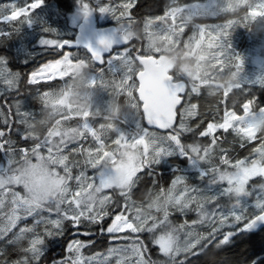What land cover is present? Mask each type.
Returning a JSON list of instances; mask_svg holds the SVG:
<instances>
[{
    "label": "snow or ice",
    "instance_id": "obj_1",
    "mask_svg": "<svg viewBox=\"0 0 264 264\" xmlns=\"http://www.w3.org/2000/svg\"><path fill=\"white\" fill-rule=\"evenodd\" d=\"M42 4L43 0H25L23 5L13 4L10 10H0V24H8L17 33H20L22 26L26 25L28 27L33 23V13ZM134 6L135 0H125L117 8L100 4L93 6L87 0H79L81 15L85 22L90 14L94 12L100 14L111 12L118 22L125 19L131 22L134 17L130 10ZM222 7L224 6L219 4V0H196L195 3L191 4L181 3V0H169L163 14L148 18L145 27L153 22L156 23L157 27H160L161 24L164 25L167 29L166 31L161 29L164 39L169 40L177 47H190L193 43L201 46L206 42L210 49H217L213 56L217 58V63L222 67L225 63L224 49L229 47L227 36L231 21L223 25H199L198 31L193 30L187 39L183 38L186 28L180 27V38L177 39L175 36L178 17L183 20L185 17L191 19L202 14H214L218 8ZM116 12H119V16H116ZM248 14H264V0H257L255 8H250ZM169 20H171V24H169ZM42 31L53 33L51 29L47 28H43ZM124 32H126V26L121 22L119 28L99 34L95 44L91 42L81 43L79 39L74 41L52 40L42 36L36 46L45 49H60L58 53L60 58L48 61L38 70L33 71L27 77V84L40 85L42 82L56 79L66 83L67 79H65L64 73L69 68L86 66L90 73V85L95 88L97 82L100 81V87L105 88V69L104 67H97V65L106 64L109 72L113 74L122 73L119 82H114L113 88L121 94L127 93L131 96H133V90L135 89L138 91L140 98L139 102L132 105V107L137 110L138 114L141 106L144 111H148L149 106L157 101L155 94L157 86L143 79L139 71H136L132 65L137 64V61L141 62L149 59V56L146 54L143 44L137 47L133 43L134 41L128 40L126 37L121 39V34ZM3 36H11V33L0 31V37ZM21 45L22 47L17 50L18 52L24 49L23 40ZM120 45H126L127 47H124L122 52H113L114 46ZM73 48L84 49L85 52L83 54L73 52L71 51ZM106 53L110 54L107 59H105ZM233 57L239 70L243 64L242 58L233 53L228 59ZM151 59L155 61L159 59V56L153 55ZM24 62L27 63V60ZM136 80L139 81L138 86L135 83ZM241 80L242 82L237 85L238 90L233 93L235 100L232 101V108H228L227 97L229 93L226 92L225 99L222 101L225 106L222 120L208 122L206 128L199 132L185 122V116H200L198 103L193 102V98L200 95L198 86L193 85L189 89L183 78H178L172 72H168L161 87V92H167L168 99L173 101L175 107L172 109L170 121L161 118V121L155 125L157 128L169 130L166 134L149 133L147 129L142 127L141 122L136 124L135 132L130 126L124 129L114 125H100V131H98L90 123L88 113L82 116L77 115L69 108L68 112L62 113L60 120L56 121V126L47 130L44 137L35 138L36 143L31 149L33 157L38 156L41 159L47 157L51 160L52 167L49 169V174L54 173L58 182L63 185L60 198L49 201L47 204L41 203L29 194L31 189L22 177L10 173V169L18 166L22 159L29 158L30 154L24 148H21L17 153L14 147L16 141L11 135V125L7 128V134L4 129H0V152L4 153L8 165V167L0 165V219L5 221L4 226L0 227V240H4L13 229L17 228L19 222L26 221L29 217L33 220L31 226L25 224L23 227H19L18 232H13L12 237L7 239V244L10 245L12 238L17 237V235L25 236L26 243L21 250L23 256L15 261H8L5 259V251L0 249V264H41L48 248L47 240L60 242L59 238L66 236L68 228L65 221L75 230L74 238L66 243V255L59 259H53L51 264H112L111 258L114 256L116 257L115 264H193L192 257L209 256L210 254L215 256L218 251L223 249L224 245L232 244L234 238L245 234L250 236L254 233V226L264 223V179L258 184L253 183L249 191L240 180L239 174L236 177H229L227 180L221 177L223 182L221 190L216 192L212 199L219 201L227 194L230 202L228 205H220L218 208L209 210L206 205L202 204L197 212L199 219L191 222L187 219L186 211V209H190L191 201L197 198L195 193L200 190L199 186L188 182V174L195 171L197 179L203 182L209 178L210 171L208 168L199 165L193 158V154L199 155L201 152L207 154L210 147L217 146L218 141L223 139L215 135L218 130H222L224 133L231 132L243 138L247 135V130L250 127L247 121L264 118V101L257 103V99L242 98V93L246 91L245 85L255 83L251 78L245 79L243 76ZM129 81H132V83L129 84ZM20 82V74L11 72L7 58L0 57V86H2L0 95H3L4 91L19 92ZM260 83L264 85V79L260 80ZM52 91V88L49 90L37 89V94L39 98L43 99L49 97ZM140 102H142V105ZM20 103V101H16V111L23 118L16 121V123L25 125L34 120L36 114L30 111H21ZM237 108L242 110V114L237 111ZM177 117H179V120H177ZM71 119H78L82 123L76 127L62 126L61 121ZM234 121L239 122V127ZM149 124L151 125V122ZM199 127L200 125L197 124L196 128ZM15 131L25 141L34 139L29 133L21 132L19 128H16ZM108 131L117 133V137L112 140V144L118 146L116 149L109 148L105 139ZM188 133L193 137H211V144L205 145L195 139L191 143H186L182 137ZM86 134H90L94 138L95 146L85 147L83 144H79L78 148H73L71 151L85 156V165L94 171L92 176H88L84 170L75 176L79 187L73 192L68 184V181L73 179L70 157L64 154V151L70 143L86 140ZM258 139V136L250 137L249 143ZM128 147L143 149L147 161L146 166H143L145 164L144 160L140 161L139 173L125 186L127 191L122 190L119 193L106 192L105 190L109 189L108 185L115 171L118 170V166L119 168L130 167L133 171L136 169V162L133 157L126 152L121 153L119 151L120 148ZM241 147H246V145L241 143ZM44 149H47V156L43 154ZM221 151L223 153L222 158L229 167L247 166L248 158L234 160L226 149H221ZM10 152L13 158H10ZM124 156H128V159H124ZM106 157L108 159H105ZM174 157L181 162L187 161L189 167L181 168L179 163L170 165L169 161ZM153 165H169L170 170L174 173L171 186L183 183L185 192L181 195L188 192L193 193L191 200L183 204L178 210L185 217L183 222H178L172 218L176 211L166 212L163 216H157L150 220L132 215L129 208V199L135 193L131 185L142 177L140 173H145L147 170V174L151 175ZM260 167L264 168V162H261ZM177 172L182 174L177 175ZM234 182L240 186L233 187ZM18 188H22L23 191L17 190ZM257 189H259L258 192ZM160 190L163 191L164 189L161 188ZM233 192L237 193V200L234 203L231 202ZM253 192H256V196L255 202L252 204H249L246 199L240 198L241 193L244 196H251ZM6 193L11 195L10 204H6ZM97 200H99V209L97 208ZM179 203V198H177V204ZM42 212H47L49 215L45 217L41 215ZM53 215L55 218H52ZM208 216H211L214 220L218 217L219 225L212 228L210 235H201L198 239L191 240L184 250L185 254L181 255L180 249L175 244L174 233L180 229H188L187 234L191 236V226ZM106 217L111 219L106 232L112 242L107 255L96 253L92 256H85L83 249L94 247L96 244V233L89 225L98 223L102 225ZM85 221L88 223L86 224ZM41 224L45 225L43 234L37 231ZM225 227L227 230H224ZM103 232L104 228L101 226L100 233L103 234ZM82 236L89 237V239H80ZM120 248L132 249L134 252L133 257L130 259L119 257L117 249ZM212 249H216L217 252H212ZM153 252L157 255L153 256ZM208 264H220V262L212 259L209 260ZM251 264H264V260H253Z\"/></svg>",
    "mask_w": 264,
    "mask_h": 264
},
{
    "label": "trees",
    "instance_id": "obj_2",
    "mask_svg": "<svg viewBox=\"0 0 264 264\" xmlns=\"http://www.w3.org/2000/svg\"><path fill=\"white\" fill-rule=\"evenodd\" d=\"M87 2H89L93 6L100 4V5H110L113 8H117L121 3L125 2V0H87ZM195 2L196 0H181V3L191 4ZM24 3L25 0H0V10H4V9L10 10L13 4L23 5ZM168 3L169 0H135V6L130 10V12L134 17V20H132L131 22H129L127 19L121 21L126 26V32L122 34L126 35V38L128 40L134 41L133 43H135L137 47H140L143 44L146 54L149 57L153 55H158L159 59L162 56L169 58L170 62L173 63V66L170 70H168V72L174 73L178 78L182 77L189 89H191L193 85L198 86L200 95L199 97H194L193 102L198 103L200 116L197 117L185 116V122L190 124L197 132H199L206 128L208 122H212L214 120H222L223 112L225 110V106L222 103V101H224L225 99V96L223 95L222 90L209 85H200V83L203 81H209L227 86L228 84H240L242 82L241 80L242 76L238 78V81L236 82L234 81L233 73H234L236 61L234 62V57L232 59H228V57H231L233 53L240 56L242 54L241 52L243 51L246 45H247V50L250 52L251 55L257 53V45L259 43H261V47L263 50L264 16L262 15L255 19H252L251 16L248 14V10L250 8H255L257 4V0H238L231 3L229 10L224 12L221 10V14H218V16L216 17H212V18L207 17V19L206 17H200V16H198L199 18L198 17H193L191 19L185 18L186 22L183 27L186 28V33L183 37L184 39H187L188 36L191 35V32L193 30L198 31L199 25L202 24L223 25L226 24L228 21H231V24L229 25L230 30L227 36L229 47H226L224 49L225 55L227 56V61H225V63L221 67L218 63H212L211 61H209L210 62L209 64L203 63L204 58H202L203 54L200 52L201 49L199 47L197 48H199L200 50H198L197 54H195L194 51V47L196 46L195 43H193L190 47H185V46L177 47L176 45L172 44L169 40L164 39V34L161 30V29H164L165 31L167 30L164 25L161 24L160 27H157L156 23L153 22L148 27H145L146 20L150 17L162 15L165 6ZM78 12H81L79 7V0H43L42 6L37 8L33 13V23L31 24L32 25L31 30H28L26 28V25L22 26V31L20 34L21 35L29 34L32 31L36 30L38 26L41 27L42 29L47 28L51 30L55 27L57 28L62 27V22L65 18L68 17V15ZM116 16H119V12H116ZM94 19L100 21L99 22L100 25H98L97 27L115 26L116 28H119L121 23L117 21V19L111 14V12H109L108 14H100L99 12H94ZM261 21L263 22L261 23ZM179 22L180 21H176L175 36L177 39H179L181 36V33L179 32V27H177ZM169 24H171V20H169ZM247 28H250L251 32L257 29L256 32L257 38L256 40L251 38V42L246 44L247 40H244V37L247 33ZM258 28H260V30ZM38 30L40 29H37L36 31ZM0 31H8L11 33V36L0 37V41H1L0 57L7 58L9 67L13 71L16 70L15 72L19 73L20 77L22 76L21 82L19 84V92H15V94L13 93L12 95L2 97L1 98L3 100L2 102H4L5 100H10L14 102L24 98L26 99L27 103L25 105H20L21 111L34 112L36 114V118H35L36 123L41 124L42 120H44L45 122V126L42 127V130L39 131L38 134L35 135L32 134L34 139H29L25 141L19 136H13L11 134L12 138L16 141L15 145H17L14 147L16 148L17 152H19L21 148L28 150L31 147H33L36 143L35 138L44 137L45 134L47 133V130L49 128H53V124L57 120H60L62 115V112L51 114L50 108L48 112H45L43 114L41 109L44 106V102L42 98H39L37 94V89L49 90L50 88H52L53 91L51 92V94H56L61 89L66 90L69 87H73L70 86L72 85L70 82L75 80L79 75H81V77L87 78V76L90 75V73H89V69L86 67L79 75L75 77L65 78L67 79L66 83H63L62 81L57 79L51 82H42L40 85L28 86L27 77L33 71H36L42 64L60 58L58 56L60 49L53 50L51 48L48 49L43 48L41 49L42 52L36 53L37 55L33 54L32 53L33 50H29L28 48L18 52L17 50L21 49L20 47H21L22 36L21 35L18 36V33L14 31V29L7 24H0ZM76 31L74 36L69 39L62 36L58 37L57 33L56 34L47 33L46 38L74 41ZM258 35L260 36L261 40L258 39ZM157 38H159V41H161L160 43H164V46L158 45L156 41ZM243 40L244 43H242ZM124 47L127 46L120 45L119 47L114 48L113 52L122 50ZM211 49H213L214 51L217 50L215 48H211ZM71 51L79 52L81 54L85 52L84 49H75V48L71 49ZM209 53L212 54L211 52ZM25 60H27V63L24 62ZM185 65L190 66L193 69V71H195L196 78H190L189 76H186L183 70V66ZM137 66H138L137 71L141 72V66L138 61H137ZM255 66H259L258 71L256 70ZM97 67L105 68L107 67V65L105 64V66L102 65ZM260 67H264V62L261 63L260 65L259 64L252 66L244 65L241 67L242 75H246L248 72L251 73L252 75H250L251 76L250 78L255 83V84L245 85L246 91L242 93V98L245 97L254 98L257 99V103H259L260 101H264V85L260 83V79L262 77V74H260L259 71ZM206 71H208V74L205 77V75L203 74H205ZM135 83L138 86L137 80ZM237 90H238L237 88L232 90L227 97L229 109L232 108V101L235 100V96L233 95V93ZM212 95H214V97ZM134 97H135L134 103L136 104L137 102H139V97L135 89H134ZM124 98L125 95L119 96L115 108L121 113H132L133 109L124 103ZM2 102L1 105H3ZM140 103L142 105V102ZM140 108H141L142 118H139L140 119L139 122H141L143 128L148 129L149 131L154 130L158 134L159 133L166 134L169 131L165 129L157 130L154 128H150L147 125L145 119L143 118L144 116L142 112V106ZM237 111H240L242 114L241 109L237 108ZM8 114L10 115L11 112H9ZM22 118L23 117L20 116V119ZM71 120L72 123H75V119H71ZM177 120H179V117H177ZM197 124L200 125L199 128H196ZM7 128L8 126L5 124L0 127V129H4L6 131V134H7ZM218 132L220 133V131ZM116 135L117 133L112 132V137L110 136V141L107 140L110 149H116L118 147L117 145L112 144V140L115 139ZM257 136L259 137V139L249 144L246 139H243L231 132L224 133L222 135L223 139L218 141L217 146H213V148L210 147L207 154H205L204 152H201L199 155L193 154V157L198 161H200V158H203L202 166L208 168L210 171H209V178L204 180L203 182L197 179V174L195 173V171L190 172L189 174L194 173L196 175L194 177L193 176L187 177L189 183L196 186L202 185L206 187L208 182L215 181V177H216L215 173L217 174L221 173V171L227 168L226 163L222 158L223 153L221 149H226L229 155L234 160L244 157L248 158V160H252L255 154L254 150H256V148L260 145V143H263L264 141V121L263 124L261 125L260 130L257 133ZM182 139L186 143H191L195 139L205 145L211 144L208 138L198 137V136L193 137L190 133L185 134L182 137ZM241 143H244L246 147L242 148ZM46 152L47 150L44 149L43 153L47 154ZM64 152L65 153L68 152V149H65ZM9 155L10 158H13L11 152L9 153ZM3 156L4 153L0 152V165H4V167H6L5 164L6 162ZM142 158L143 156H141V160ZM73 160L74 159H71L70 163H73ZM175 163H179V166L181 168L187 167V161L181 162L178 160V158L175 157L171 158L169 164L171 165ZM139 170L136 173V176L139 173ZM151 172H152L151 175L147 174V170L145 173H140V175H142V177L140 178L141 179L140 185L136 191L133 190V192L135 193L133 197H135L138 193L137 191L141 186L142 188L141 198H139L138 201L137 200L133 201L129 199V208L132 215L137 214V216L143 218L144 220L148 218L149 215H155L156 217L163 216L164 212H166L164 211L163 206L165 205V203H167V198L166 196L163 197V194L167 193L171 181L174 178V173L170 170L169 165H153ZM79 173H80L79 169H77L76 167L72 168L73 179H71L68 183L70 186V190L79 187L78 183H76L75 180V176L79 175ZM176 174L180 175L182 173L177 172ZM161 188H163L164 190L161 191L160 190ZM111 191L108 192L111 193ZM5 195L7 196L6 204H10V200H11L10 193H6ZM209 202L204 205L208 206L210 204ZM153 205L159 206V210H157V212L152 211L151 207ZM196 206L198 205L192 204V208H193L192 210L195 211ZM252 210L254 211L255 209ZM175 214H179V211L176 210ZM41 215L47 217L49 214L47 212H42ZM110 220H111L110 218L106 217L102 225L99 223L89 225V227L96 233V237H95L96 244L94 247H89L91 256L96 253H105L108 251L109 247L111 246L112 242L108 238V235H106L104 232L103 234L100 233L101 226H103L105 230ZM217 220L218 217L215 220H213L212 218L206 224L191 226L194 228V230L192 233L193 235L192 239H190V241L198 239L201 235H205V234L210 235L212 228L214 226H218ZM32 222H33L32 218H28L26 221L19 222L17 228L19 229V227H23L25 224L31 226ZM4 223L5 221L0 219V227H3ZM85 223L87 224L88 222L85 221ZM65 225L68 228V231L66 232V236L64 238H59L60 242L51 239L47 240V244H48V248L46 251L47 254L45 253V256L42 258L41 264H51L53 259H59L66 255V251H65L66 243L68 240L74 238L75 230L71 228L70 224L67 221H65ZM44 227L45 225L41 224L40 227L37 229V231L43 234ZM16 229H13L12 232H10L8 236L5 237L4 240H0V249H3L5 251L6 253L5 259H7L8 261H15L23 256L21 250L26 243L25 236L17 235V237L12 238V243L10 245L7 244V239H10L12 237V233L18 232V230ZM224 230H227V228L225 227ZM246 235L247 234L234 238V242L232 244L224 245L223 249L218 251V253L215 256L210 254L209 256L201 255L199 257H192L191 259L193 261V264H208L209 260L212 259L219 261L220 264H251V261L253 260H264V227L260 230H256L250 236H246ZM80 239L88 240L89 237L82 236L80 237ZM175 244L177 248L183 249V251H180L181 252L180 254L184 255L185 254L184 250L186 248H183L182 244L181 243L179 244V242ZM87 250L88 248L83 249L84 254ZM212 252H217V250L212 249ZM156 255L157 254L153 252V256Z\"/></svg>",
    "mask_w": 264,
    "mask_h": 264
},
{
    "label": "rangeland",
    "instance_id": "obj_3",
    "mask_svg": "<svg viewBox=\"0 0 264 264\" xmlns=\"http://www.w3.org/2000/svg\"><path fill=\"white\" fill-rule=\"evenodd\" d=\"M235 1H238V0H219V4L223 5L224 7L218 8L216 13H214V14H202V15H207L210 17H216V16H218V14H221V10L223 12L229 10L231 3L235 2ZM262 15L264 16V14H257V15H250V16L252 19H255V18L262 16ZM90 16L94 17V13L90 14ZM80 18L82 19L81 12L70 14V15H68L67 18H65L63 20L62 27H59V28L55 27L52 29V32L55 34L57 33L58 37L62 36V37H66L69 39V38L74 36L75 31L77 30V26H78L79 22L81 21ZM185 18H187V17H185ZM185 18L183 20H181L179 17L177 18V21H180L177 27L180 28V27H183L185 25V22H186ZM99 22H100L99 20H96V26L100 25ZM262 22L263 21H261V23ZM31 26L32 25H30L26 28L28 30H31ZM260 28H258V29L260 30ZM37 29H40V30L36 31ZM37 29L32 31L31 33L25 34V35H21L20 34L21 32L18 33V36L19 35L22 36L23 45H24L23 50L28 48L29 50H33L32 51L33 54H36L37 52H42L41 49H43V48L38 47L36 45H37L38 40L42 36L46 38V35H47V33H44L42 31L41 27H38ZM256 32H257V29L255 31L251 32L250 28H247V33L244 37V40H247L246 44L251 42V38L256 40V38H257ZM124 37H126V35L122 34L121 39H123ZM258 39L261 40L259 35H258ZM52 40H57V39L52 38ZM244 40L242 43H244ZM156 41H157L159 46H164V43H160L161 41H159V38H157ZM21 47H22V45H21ZM197 47H199L201 49L200 52L203 54V57H202V58H204L203 63L209 64L210 63L209 61H211L212 63H217V58H215L213 56V53L217 52V50L214 51L213 49H210L207 46V43L205 42L201 46L196 45L194 47L195 54H197L198 50H200ZM122 50H119L117 52H122ZM246 50H247V45L244 47L243 51L241 52L242 54L240 55V57L242 58V61H243L242 66H244V65L245 66H247V65L252 66V65H256V64L260 65L261 63L264 62V48L262 50L261 43H259L257 45V53L256 54L251 55L250 52L248 50L247 51ZM209 52H211L212 54H210ZM158 61H160L166 67L167 70H170L173 66V63L170 62L169 58L162 56ZM225 61H227L226 55H225ZM235 61L236 60L234 58V62ZM116 63H119V62H116ZM8 67H9V65H8ZM132 67L137 71V69H138L137 64L132 65ZM258 67L259 66H255L257 71H258ZM85 68H86V66L72 67V68H69L68 71L66 73H64V75L69 76V77H75V76L79 75ZM9 69L11 72L17 73V72H15L16 70L13 71L10 67H9ZM104 69H105L104 84L106 86L105 88L100 87V81L97 82V86L94 88L90 85V75H88L87 78L81 77V75H79L75 80L70 82L72 84L70 86H73V87H69L66 90L61 89V90H59L58 93L50 94L49 97L43 98L44 106L41 109L43 114L45 112H48L49 108L51 109V112H50L51 114L61 113V112L66 113V112H68V110L70 108L71 111L73 113H76L77 115H83L85 113H88L90 123L98 131H100V129H99L100 125H105V126L114 125V126H118V127L124 128V129H127L130 126L132 128L133 132H135L136 131V124L139 123V120H140L139 118H142V117H141V108L139 109V114H138L137 110L132 107V105L135 104L134 103L135 98L133 99L134 90H133V96H131L127 93L121 94V93L117 92L113 88L114 82L115 83L119 82V79L121 78L122 73L118 72V73L113 74L107 70V67H105ZM183 70H184L186 76H189L190 78H196L195 77L196 76L195 71H193V69L190 66H188V65L183 66ZM259 71H260V74H262V77L260 79V80H262V79H264V67H260ZM207 74H208V71H206V73L203 75H205V77H206ZM250 75H252V74L249 72L246 75H242L241 68L238 70L236 65H235V69H234V73H233V77H234L235 82L238 81V78H240L241 76H244L245 78H248V76H249V78H250L251 77ZM131 83H132V81H129V84H131ZM200 85H209V86H212L215 88H219L222 90L223 95L225 96L226 92L230 93L232 90L236 89L238 84H228L227 86H225L223 84H219V83H215V82L203 81L200 83ZM0 88H2V87L0 86ZM13 93H15V91H13V92L4 91V94L0 95V127L4 124L7 126L11 125V127H12L11 134L13 136H19L17 134V132L15 131L16 128H19L21 130V132H27V133H29V135L31 137H33L32 134L33 135L38 134V132L42 130V127L45 126V122H44V120H42L41 124L36 123V121L34 119V120L29 121L25 125L16 123V121L20 120V115H18L17 111H16V109H17L16 101L13 102L10 100H5L4 102H2L3 100L1 99L2 97L12 95ZM120 95H125L124 103L133 109L132 113H121L120 111H118L115 108L116 103L118 102ZM18 101L21 102L20 105H25L27 103L26 99H24V98H22ZM1 102L3 103V105H1ZM9 102H12V103H9ZM9 112H11L10 115L8 114ZM5 121H7V123H5ZM125 121H127V123H125ZM263 121H264V118L250 119L249 121H247V123L250 125V127L247 130V135L245 137H243V139H246L249 143L250 137L257 136V133L260 130L261 125L263 124ZM61 123H62V126H64V127H76L78 124H81L82 121L75 119V123H72V120L62 121ZM234 123H236L237 127H239L238 121H234ZM54 126H56V122L53 124V127ZM218 131H220V133ZM218 131L215 133V135L217 137L222 138V135L224 134V132L222 130H218ZM112 132H114V131H108L107 132V134L105 136L106 140L110 141V136L112 137ZM153 132L157 133L154 130L149 131V133H153ZM159 134H161V133H159ZM86 135H87L86 140H81V141H78L76 143H70L68 145V148H67L68 152H66V153L64 152V154L69 155L70 160L74 159L73 163H70L71 171H72V168L76 167L77 169H79L80 172L82 170H84L88 176H92L94 170H92L90 167L85 165L84 161H85L86 157L79 155V153H73L71 151V149H73V148H78L79 144H83L85 147H88L89 145L95 146L94 138L90 134H86ZM116 137H117V135L115 136V138ZM206 138H208V140L211 143V137H206ZM55 139L58 140L59 138H55ZM32 148L33 147L28 149V152L30 154L29 158L22 159L18 166L10 169V173L22 177L28 183L29 188L31 189V192L29 194L33 195L35 197V199L40 201L41 203L47 204L49 201H53V200L60 198L63 185L58 182L54 173L49 174V169L52 167L51 160H49L47 157H45L43 159H41L38 156L33 157L31 155V149ZM119 151L121 153L126 152L131 157H133V159L136 162V169H135V171H133L130 167L119 168V166H118V170L115 171V174H114L113 178L111 179L110 184L108 185L109 189L105 190L106 192L111 191V190H112L111 192H113V193H119L122 190L127 191V188L125 186L131 180H133L136 177V173L138 172L139 168L141 167L140 161H142V160L145 161V164L143 166H146V163H147V161L145 160V153H144L142 148H131V147L120 148ZM254 151H255L254 157L252 158V160H248V164L246 167H240L239 165H237L236 167H229L226 164L227 168L225 170L221 171V173H218V174L215 173L216 177H215L214 182L213 181L208 182L206 187H204L202 185L199 186L200 190L197 193H195L197 198L195 200L191 201L190 209H186L187 219L189 222H191L192 220H198L199 219L197 212L200 210V205H202V204H206L210 201L209 202L210 204L207 207L209 210H212V209L218 208L220 205H228L230 203L227 194H225V196L222 197L219 201H215L214 199H212L214 197V194L221 190L222 183H223L221 181V177H224L227 180L229 177H236L237 174H239L240 180L243 182L244 186L249 191L251 190V186L253 183L258 184L261 182L262 179H264V168L260 167L261 162H264V142L260 143V145ZM17 153H19V152H17ZM44 155L47 156L48 153L44 154ZM141 156H143L142 160H141ZM123 158L128 159V156H124ZM105 159H108V158L106 157ZM195 160L197 161V163L199 165H202L203 158H200V161H198L197 159H195ZM5 162H6L5 163L6 167H8L6 160H5ZM188 167H189V165L187 162L186 168H188ZM62 174H63V172H62ZM195 175L196 174H194V173L189 174L188 177H190V176L194 177ZM253 177H255L254 180H253ZM187 180H188V178H187ZM69 181H68V183H69ZM140 181H141V179L137 180L136 183L131 185L132 190H135L136 188L138 189V187L140 185ZM76 183H77V181H76ZM239 186H240L239 184H236L235 182L233 183V187H239ZM76 189L74 188L71 191L74 192ZM17 190L23 191L22 188H18ZM258 191H259V189H257V192ZM137 192H138L137 195L135 197H133L134 196L133 195L130 198V200H133V201L137 200L138 201L139 198H141V196H142L141 186ZM184 192H185V185L183 183L176 185V186H171V184H170V187L168 188L167 193L163 194V197L166 196V198H167V203H165V205L163 206L164 211L171 213L172 211L179 210V208H181L183 206V204L188 203L191 200L193 193L188 192L185 195H181V193H184ZM97 195H99V194H97ZM255 196H256V192H253L251 196H244L242 193L240 194V198L246 199L249 204H252L255 202ZM177 198H179V201H180L179 204H177ZM236 200H237V193L233 192L231 202L234 203V202H236ZM192 204L198 205V206H196L195 211L192 210L193 209ZM99 207H100L99 200H97V208L99 209ZM151 209H152V211L157 212V210H159V206L153 205L151 207ZM166 212H164V214ZM134 216H137V214ZM137 217H139V216H137ZM155 217H156L155 215H149L148 218H146L145 220H149V219H152ZM29 218H31V217H29ZM52 218H55V216L53 215ZM172 218L174 220H177L178 222H183V220L185 219V217L181 213L174 214ZM211 219H212L211 216L205 217L195 225L206 224ZM217 222L219 225V218H218ZM110 223H111V220H110L109 224ZM109 224L107 225V227L109 226ZM192 226H194V225H192ZM192 228L190 229L191 236H189L187 234L188 229H180L176 233H174L175 243L179 242V244L180 243L182 244L183 248H187V245H189V243H190L189 241H190V239H192V236H193L192 233H193L194 228L193 229ZM106 229L104 230V233L106 235H108L106 232ZM16 230H18V228ZM87 248H88V250L85 252V256H91L89 247H87ZM179 249H180V251H183L182 248H179ZM107 252L101 253V254L106 256ZM117 252H118L119 257H125V258H129V259L131 257H133V255H134V252L130 248H120V249H117ZM111 259H112V264H115L116 257L114 256Z\"/></svg>",
    "mask_w": 264,
    "mask_h": 264
},
{
    "label": "water",
    "instance_id": "obj_4",
    "mask_svg": "<svg viewBox=\"0 0 264 264\" xmlns=\"http://www.w3.org/2000/svg\"><path fill=\"white\" fill-rule=\"evenodd\" d=\"M114 28V26L97 28L94 18L88 17L86 22L83 19L79 24L74 40L79 39L81 43L91 42L95 44L97 36L99 34L107 33ZM117 47L119 46H114V48ZM107 55L108 53L105 54V56ZM140 65L142 68L140 72L141 77L149 81L151 84L157 86L155 90L157 101L156 103L149 106L148 111L143 110V116L149 127L157 130H162L160 128H157L155 125L161 121V118H163L165 121H170L172 109L175 107L173 101L171 99H168L167 92H161V87L168 74L167 69L160 62H157L156 60L153 61L151 57H149V59L147 60L141 61ZM147 103L148 102L146 101V104ZM149 122H151V125L149 124ZM263 227L264 223L254 226L255 231L260 230Z\"/></svg>",
    "mask_w": 264,
    "mask_h": 264
},
{
    "label": "bare ground",
    "instance_id": "obj_5",
    "mask_svg": "<svg viewBox=\"0 0 264 264\" xmlns=\"http://www.w3.org/2000/svg\"><path fill=\"white\" fill-rule=\"evenodd\" d=\"M199 18V17H198ZM52 19V18H51ZM207 19V18H206ZM198 20H200V19H198ZM202 20V19H201ZM58 21V20H57ZM56 21V22H57ZM51 22V21H50ZM60 22V21H59ZM8 25V24H7ZM54 25V24H53ZM39 27V26H38ZM15 31V30H14ZM13 33V32H12ZM13 36V35H12ZM17 38V37H16ZM1 42V41H0ZM3 42H5V41H3ZM13 42V41H12ZM3 44V43H2ZM2 46V45H1ZM4 46V45H3ZM1 48V47H0ZM3 48H5V47H3ZM8 48V47H7ZM6 50V49H5ZM16 51V50H15ZM10 52V51H9ZM2 53V52H1ZM50 54V53H49ZM42 56V55H41ZM44 56V55H43ZM47 57V56H46ZM45 57V58H46ZM24 70V69H23ZM17 71H18V69H17ZM25 73V72H24ZM22 77V76H21ZM29 86V85H28ZM2 87V86H1ZM22 87H23V85H22ZM53 87V86H52ZM15 94V93H14ZM210 96V95H209ZM213 97H214V95H212ZM220 98V97H219ZM204 105V104H203ZM204 108V107H203ZM207 109V108H206ZM219 112V111H218ZM217 114H219V113H217ZM211 115H213V114H211ZM263 127V126H262ZM31 141V140H30ZM264 142V141H263ZM14 146H17V145H14ZM237 147V146H236ZM253 150V149H252ZM249 151V150H248ZM245 152V151H244ZM250 152V151H249ZM169 174V173H168ZM169 176V175H168ZM168 182V181H167ZM164 183V182H163ZM165 184V183H164ZM106 219V218H105ZM8 246V245H7ZM258 252V251H257ZM8 253V252H7ZM52 253V252H51ZM47 254V253H46ZM240 263V262H239Z\"/></svg>",
    "mask_w": 264,
    "mask_h": 264
},
{
    "label": "crops",
    "instance_id": "obj_6",
    "mask_svg": "<svg viewBox=\"0 0 264 264\" xmlns=\"http://www.w3.org/2000/svg\"><path fill=\"white\" fill-rule=\"evenodd\" d=\"M200 17H206V18L209 17V18H212V17L207 16V15H201ZM46 63H47V62H46ZM42 65H43V64H42ZM42 65H41V66H42ZM41 66H40V67H41ZM40 67H39V68H40ZM39 68H38V69H39ZM38 69H37V70H38ZM68 77H69V76H66V78H68ZM56 80H57V79H56ZM58 80H59V79H58ZM51 81H53V80H51ZM51 81H47V82H51ZM54 127H55V126H54ZM46 150H47V149H46ZM46 153H47V152H46ZM3 158L5 159L4 156H3ZM5 160H6V159H5Z\"/></svg>",
    "mask_w": 264,
    "mask_h": 264
}]
</instances>
